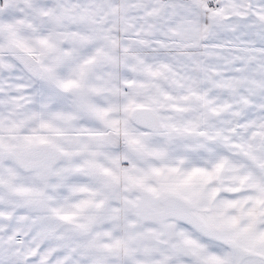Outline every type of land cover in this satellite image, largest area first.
<instances>
[{
	"label": "snow or ice",
	"instance_id": "6c2138e0",
	"mask_svg": "<svg viewBox=\"0 0 264 264\" xmlns=\"http://www.w3.org/2000/svg\"><path fill=\"white\" fill-rule=\"evenodd\" d=\"M0 264H264V0H0Z\"/></svg>",
	"mask_w": 264,
	"mask_h": 264
}]
</instances>
